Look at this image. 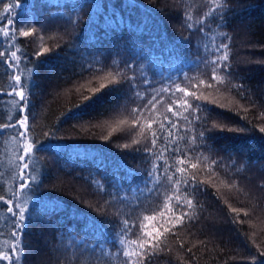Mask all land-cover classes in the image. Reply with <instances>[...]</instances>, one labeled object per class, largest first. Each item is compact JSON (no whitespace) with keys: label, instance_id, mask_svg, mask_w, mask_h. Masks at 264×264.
<instances>
[{"label":"trees","instance_id":"obj_1","mask_svg":"<svg viewBox=\"0 0 264 264\" xmlns=\"http://www.w3.org/2000/svg\"><path fill=\"white\" fill-rule=\"evenodd\" d=\"M12 3L19 5L12 13L18 31L15 41L0 33V52L17 51L16 74L25 81L28 108L18 113V98L0 96V123L9 116L28 115L30 131L27 140L18 139L11 129L0 134V196L12 197L13 207L20 203L25 208L26 227L17 245L23 251L20 264H124L118 245L114 247L121 227L116 212L121 218L131 213L133 220L154 216L142 222L149 232L175 222L181 211L172 210L175 202L145 188L153 187L146 174L156 156L133 150L143 144L140 129L128 135L129 113L141 101L128 99L131 92L121 81L133 75L138 84L147 77L154 89L170 87L174 93L163 94L162 103L144 112L145 131L155 121L151 131L159 134L158 125L167 115L178 125L174 142L188 152L185 141L193 125L186 123L188 112L178 105L184 99L203 103L209 109L203 114L207 127L218 125L208 133L214 154L225 157L227 164L229 156L236 161L235 167L222 166L219 175H211L203 164L197 169L185 164L187 175L205 181L201 187L206 191L197 196L203 207L196 222L186 220L176 236L165 234L171 251L153 264H264V133L259 132L264 120L258 119L264 113V0H228L224 22L216 14L207 17L210 31L203 33L184 25L193 23L195 29L205 19L214 7L207 0H3L0 15ZM32 29L34 36L19 34ZM222 40L231 45L233 76L225 77L226 85L212 82L209 88L212 51ZM44 48L50 51L43 53ZM12 71L0 64V92L11 90ZM223 75L218 73V78ZM201 80L205 84L194 88ZM101 84L105 87L100 92L90 91ZM177 86L201 99L185 97L175 91ZM148 91L154 94L153 88ZM85 96L91 99L85 101ZM173 101L176 116L167 112ZM219 125L246 131L221 130ZM131 139L141 140V145L123 148ZM32 140L46 147L29 161L35 181L19 189V149ZM166 144L157 142L156 155L164 152L163 160L173 165L179 154L173 156L170 147L165 151ZM191 162L198 163L194 158ZM225 177L235 184L226 186ZM136 205L140 207L133 212ZM7 207L0 201V254L10 252L14 243Z\"/></svg>","mask_w":264,"mask_h":264},{"label":"snow or ice","instance_id":"obj_2","mask_svg":"<svg viewBox=\"0 0 264 264\" xmlns=\"http://www.w3.org/2000/svg\"><path fill=\"white\" fill-rule=\"evenodd\" d=\"M208 3L214 5L213 8H210L209 12L205 14V19L199 21L194 29L193 23H186L184 26L192 30L200 31L201 33L205 31H210L206 29V19L209 16L214 14L219 15L221 22L223 23V12L228 8V0H207ZM0 3H3V0H0ZM19 5L12 3L5 7L4 13L0 15V33H3L5 37H9L11 40L15 41L16 32L18 31L15 28V17L12 15L13 9ZM185 20L190 21L191 16L185 14ZM7 21L6 24L2 23ZM35 30H25L20 31V36L31 37L34 36ZM43 40V37H40ZM224 39H230L225 35ZM50 51L48 48L43 49V53ZM42 52H37L36 54L42 55ZM212 55L215 57L210 61L211 74L207 87L211 88L213 86L212 82H216L220 85H226L228 81L225 80V77L231 78L233 73L231 71V65L229 63L231 58V45L229 43L223 42V40L215 45ZM206 58V57H205ZM19 61L20 57L17 55V51L9 50L7 52H0V64H6L8 69L13 70L11 72L13 83L11 85V90L9 92H0V96H9L15 99L17 105L18 113H25L28 108V98L25 95V81L22 79L21 75H17L16 72L19 71ZM264 63V61H260ZM131 67V65H126ZM91 71V69H89ZM218 73H223V76L218 78ZM110 83H117L113 80ZM128 85L131 95L127 98L135 102V98L139 97L141 103L136 107L131 109L129 115L132 118L131 125L128 130V135L131 136L136 133L137 129H140V134L143 137V144L141 145V140L131 139V143H125L122 145L123 148L128 149L132 145H141L136 147L133 150L137 152H143L147 157L156 156V163H152V166L147 171V178L150 184L153 185L152 188H148V185H145V188L148 189L149 193L157 192L159 195H165L167 201H174L172 210L180 209L181 211L174 216V223L170 224V227L163 228V231L157 229L155 232H149L145 230L143 226V221H148L154 219L152 215H144L142 220L140 217H137L136 220L132 219V214L129 213L123 218L120 217L119 212H116L118 222L121 227L119 230V239L114 244V247L118 245V254L121 255L124 259V264H153L155 258L160 256L162 253L170 252L171 249L167 248L165 244V234L176 236V230L181 227H186L185 221L188 223H194L199 219V211L202 209V205L199 203L197 196L199 193L206 191V188H202L201 185L205 184V181L198 180L195 174L187 175V163L192 169H197L200 164H203L205 169L211 175H219L220 168L223 166L225 168L235 167L236 161L231 157H227L231 161L230 164L225 163V157H220L218 154H214V150L209 144L208 133L212 132L218 127L216 123H213L209 128L206 125V116L203 114L208 113L209 109L203 103L193 104L189 103L187 99H184L182 102L185 111L188 112V115L184 117V120L187 124L193 125L189 131L192 133L190 138L185 141V144L188 148V152L195 154L193 157H189L188 152L181 150L177 144L174 142L175 137L173 136V130H177L178 125L174 122L169 116H164L163 121L159 123L160 133L158 134L155 131H151L152 124L155 121L147 125V131L141 127V118L144 115L146 110H154L156 105L162 103L163 94L168 93L169 96L174 95L171 91V88H160L154 89L151 81L144 77L142 83L138 84L136 76L133 75L123 81ZM205 84L204 80L199 81L198 84L193 85L194 88L199 87L200 85ZM105 87L104 84H101L99 88L90 89L93 93H98ZM143 87L144 91L141 92L140 88ZM242 87V86H240ZM153 88V92H149L148 89ZM177 92L183 93L185 97L191 95L193 100H200L201 96L197 95L195 91L188 92L184 88L177 86L175 89ZM90 96H85L84 100L89 101ZM205 100L207 98L205 97ZM177 103L173 101L168 105L167 112L172 113L173 116H176L177 113L174 110L173 104ZM28 115H17L9 116L6 123H0V134L5 133L7 130H13L15 136L20 140H27L28 133L30 128L28 126ZM258 119L264 120V113H261ZM200 121L201 123H196ZM121 124L126 123V121H120ZM221 130L227 128L226 125H219ZM228 131H240L244 132L246 129H232L227 128ZM259 132L264 133V124L259 127ZM158 141H167L165 145V151L170 147L172 149V155L175 156L179 154V159L174 161L173 165H169L167 161L163 160L164 152H160L159 155H156V145ZM150 145V146H149ZM41 147H46L44 145L36 144L35 140H32L30 143L21 144L19 149V172L18 176V187L19 189H24L30 187L31 183L35 181V176L32 175L34 169H30L29 161L32 159V155L35 151H38ZM207 153V155L205 154ZM196 159L198 163H192V159ZM151 163V161H149ZM171 173V174H169ZM162 180H166L167 184H163ZM226 186L232 187L235 184V181L230 177H225ZM98 187L103 190V185H98ZM163 188L164 192L159 193L158 189ZM170 193V194H169ZM16 190L13 191V196H15ZM121 202L127 199V197H121ZM0 201L7 204V212L11 214L12 223L14 230L11 233V238L14 241L10 248V252L0 254V261L8 260L10 264H20L23 251L22 248L18 249L17 245L22 243V236L24 228L26 227V212L25 208L21 206L20 203H15L12 197L5 199L4 196H0ZM140 205H136L132 208V211L135 212ZM230 211L233 213L239 212L237 208H231ZM163 215V213H161ZM247 215V213H244ZM234 223H244L243 220H235ZM134 229H139V231H133ZM19 234V235H18ZM131 236H135V239H132ZM82 241L78 242L81 243ZM83 243V242H82ZM180 247L183 248V243L180 244ZM88 250V249H86ZM90 251L94 254L96 249L92 248ZM188 253H192V248L187 249ZM103 254V250H101ZM264 255V252L260 253ZM255 257H253V261Z\"/></svg>","mask_w":264,"mask_h":264}]
</instances>
